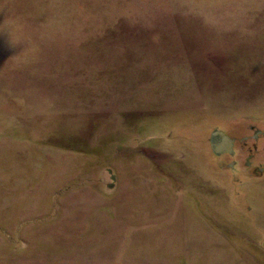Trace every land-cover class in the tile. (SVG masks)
<instances>
[{
	"label": "rangeland",
	"instance_id": "obj_1",
	"mask_svg": "<svg viewBox=\"0 0 264 264\" xmlns=\"http://www.w3.org/2000/svg\"><path fill=\"white\" fill-rule=\"evenodd\" d=\"M0 264H264V0H0Z\"/></svg>",
	"mask_w": 264,
	"mask_h": 264
},
{
	"label": "water",
	"instance_id": "obj_2",
	"mask_svg": "<svg viewBox=\"0 0 264 264\" xmlns=\"http://www.w3.org/2000/svg\"><path fill=\"white\" fill-rule=\"evenodd\" d=\"M233 142L234 140L228 135H226V133L222 130H215L212 133L210 139L211 148L215 155H221L226 153L233 155Z\"/></svg>",
	"mask_w": 264,
	"mask_h": 264
}]
</instances>
